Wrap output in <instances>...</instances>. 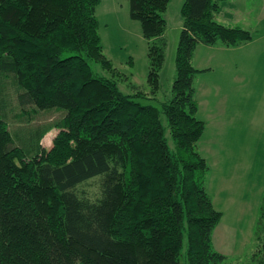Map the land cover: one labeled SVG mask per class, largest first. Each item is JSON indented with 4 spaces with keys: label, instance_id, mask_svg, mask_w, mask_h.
Here are the masks:
<instances>
[{
    "label": "trees",
    "instance_id": "16d2710c",
    "mask_svg": "<svg viewBox=\"0 0 264 264\" xmlns=\"http://www.w3.org/2000/svg\"><path fill=\"white\" fill-rule=\"evenodd\" d=\"M169 2L128 0L129 18L146 42L153 97ZM225 2L182 3L175 78L157 108L135 100L140 92L118 88L123 75L104 56L98 33L101 0H0V264H225L212 245L221 213L197 152L204 122L196 117L193 81L200 71L192 63L198 45L251 41L239 25L216 21ZM5 84L27 107L13 132ZM51 111L60 117L29 125ZM52 129L45 148L42 138ZM93 179L94 197L81 191ZM255 240L264 253V197Z\"/></svg>",
    "mask_w": 264,
    "mask_h": 264
},
{
    "label": "rangeland",
    "instance_id": "374dc122",
    "mask_svg": "<svg viewBox=\"0 0 264 264\" xmlns=\"http://www.w3.org/2000/svg\"><path fill=\"white\" fill-rule=\"evenodd\" d=\"M183 2L170 0L163 14L167 47L159 72L160 90L155 97L150 95L147 83L146 42L139 24L129 18L128 0H101L97 7L103 54L123 75V79H115L117 86L125 94L140 92L143 96L135 100L142 104L160 108L168 99L175 78L174 57ZM221 8H226L223 13H231L229 22H239L230 25L249 31L252 39L236 48H222L217 43L195 49L192 63L200 71L193 81L196 117L204 122L197 152L209 167L205 187L214 208L221 213L212 234L213 248L226 257L225 264H258L264 254L258 253L255 240L264 197V0H228ZM216 21L225 22L222 16ZM3 93L9 129L13 132L22 127L18 118L27 107L18 106L12 85L5 84ZM59 117V112H42L34 115L29 125L50 124ZM161 118L166 126L162 114ZM55 132L52 129L42 138L45 148L50 146ZM167 138L173 147L168 133ZM81 191L92 197L98 195V180L89 181Z\"/></svg>",
    "mask_w": 264,
    "mask_h": 264
},
{
    "label": "crops",
    "instance_id": "0c3cea01",
    "mask_svg": "<svg viewBox=\"0 0 264 264\" xmlns=\"http://www.w3.org/2000/svg\"><path fill=\"white\" fill-rule=\"evenodd\" d=\"M228 1V0H227ZM232 1H230V3H231ZM226 3V2H225ZM225 3H223V5L225 4ZM222 5V6H223ZM226 10V8L225 9H220V12H219V15H218V17L219 18H221V16H222V19H223V21H225L223 24H225V25H228V26H231L230 25V23H239V22H229L228 20H227V18L230 16V12L228 11V12H225V13H223L224 11ZM259 13H261V12H259ZM262 16L264 15V9H263V11H262ZM262 23H264V18H263V20H262ZM233 25H237V24H233ZM222 48H225V47H222ZM195 52V51H194ZM194 55V54H193ZM192 62H193V59H192Z\"/></svg>",
    "mask_w": 264,
    "mask_h": 264
}]
</instances>
